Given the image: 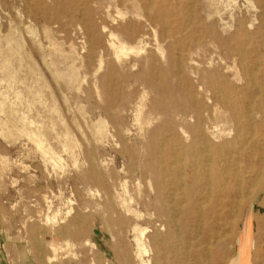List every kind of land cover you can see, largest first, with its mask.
I'll use <instances>...</instances> for the list:
<instances>
[{"label":"rangeland","instance_id":"rangeland-1","mask_svg":"<svg viewBox=\"0 0 264 264\" xmlns=\"http://www.w3.org/2000/svg\"><path fill=\"white\" fill-rule=\"evenodd\" d=\"M263 198L264 0H0V264H264Z\"/></svg>","mask_w":264,"mask_h":264},{"label":"bare ground","instance_id":"bare-ground-1","mask_svg":"<svg viewBox=\"0 0 264 264\" xmlns=\"http://www.w3.org/2000/svg\"><path fill=\"white\" fill-rule=\"evenodd\" d=\"M90 1V0H89ZM135 2V1H134ZM144 2V1H143ZM149 2V1H148ZM145 3V2H144ZM147 3V2H146ZM151 4H152V2H151ZM151 4H149V5H151ZM153 5V4H152ZM150 7V6H149ZM121 8V7H120ZM146 8H148L147 6H146ZM192 10V9H191ZM194 11V10H193ZM147 14H148V10H147ZM146 14V15H147ZM149 15V14H148ZM148 18H151L150 16H148ZM164 32H166V31H164ZM166 34V33H165ZM221 41V40H220ZM217 43V42H216ZM219 43V42H218ZM110 44H112V45H114L113 43H110ZM262 46V45H261ZM157 47V46H156ZM125 48V46L124 45H120V47H119V49L120 50H123ZM119 51V50H118ZM91 55V54H90ZM115 56V55H114ZM91 58V57H90ZM179 58V57H178ZM253 72V71H252ZM251 73V72H250ZM252 74V73H251ZM250 74V75H251ZM114 75V74H113ZM253 78V77H252ZM110 79V78H109ZM251 79V78H250ZM253 80V79H252ZM248 81V80H247ZM246 84V83H245ZM161 87V86H160ZM164 87H166V86H164ZM251 105V104H250ZM201 116V115H200ZM251 121V120H250ZM252 122V121H251ZM237 123V122H236ZM196 124V123H195ZM199 126V125H198ZM240 130V129H239ZM203 134V133H202ZM253 135V134H252ZM255 139H257V138H255ZM36 142L38 143V140L36 139ZM198 143V142H197ZM39 144V143H38ZM206 144V143H205ZM164 146V145H163ZM243 146V145H242ZM206 147V146H205ZM257 148V147H256ZM179 149V148H178ZM177 149V150H178ZM188 151V150H187ZM204 151V150H203ZM254 152V151H253ZM184 153V152H183ZM199 153V152H198ZM186 155H187V153H186ZM183 156V155H182ZM171 157V156H170ZM154 158V157H153ZM174 158V157H173ZM184 158V157H183ZM194 160V159H193ZM223 159H221V161H222ZM180 161V160H179ZM225 161V160H224ZM182 162V161H181ZM164 163V162H163ZM184 164L185 163H183L182 164V166H184ZM194 165V164H193ZM178 166V165H177ZM178 168V167H177ZM203 168V167H202ZM209 169V167H206V169ZM207 169V170H208ZM155 170V169H154ZM184 170V169H183ZM197 170V169H196ZM163 172V171H162ZM175 172V171H174ZM203 172V171H202ZM204 173V172H203ZM225 173V172H224ZM179 174V173H178ZM182 175H184L183 173H182ZM206 175H207V177H208V182L209 183H211V177L209 176V172H208V174L206 173ZM203 176V175H202ZM193 181H194V179H193ZM101 182V181H100ZM184 183V182H183ZM183 183H182V185H183ZM240 183H242V182H240ZM202 185V184H201ZM110 186V185H109ZM205 187V186H204ZM209 188V187H208ZM205 189V188H204ZM195 190H197V189H195ZM232 190V189H231ZM241 190V189H240ZM194 191V190H193ZM212 191V190H211ZM200 192V191H199ZM241 193H242V191H241ZM241 196V195H240ZM239 198V197H238ZM203 199V198H202ZM209 199V198H208ZM231 199V198H230ZM261 204H263L264 205V198H263V200L261 201ZM225 206V205H224ZM202 207V206H201ZM238 208V207H237ZM136 213V212H135ZM212 215V214H211ZM203 219V218H202ZM250 219V217L248 216L247 218H246V220H249ZM47 220V219H46ZM175 221V220H174ZM232 221V220H231ZM230 221V222H231ZM233 222V221H232ZM264 222V217H263V219L261 220V223H263ZM136 229V228H135ZM91 230V229H90ZM137 230V229H136ZM137 232V231H136ZM142 233H143V229H138V233H137V237H136V245H137V248H138V251L140 252V253H144V252H147V249H146V245H145V239H142L141 238V236H142ZM52 247V246H51ZM52 248H54V247H52ZM140 259V258H139ZM143 263L144 264H147V261H143Z\"/></svg>","mask_w":264,"mask_h":264}]
</instances>
